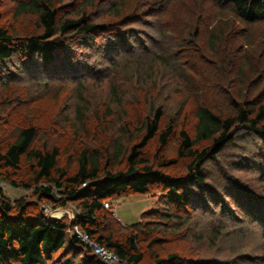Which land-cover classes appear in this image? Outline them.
<instances>
[{
    "label": "trees",
    "instance_id": "trees-1",
    "mask_svg": "<svg viewBox=\"0 0 264 264\" xmlns=\"http://www.w3.org/2000/svg\"><path fill=\"white\" fill-rule=\"evenodd\" d=\"M63 1L28 0L20 3L15 16L33 17L36 28H28L23 34L3 26V13L0 12V75L10 73L7 74L10 81L11 77L14 81L15 78L21 81L27 78L26 75L30 80L42 76L54 80V87L55 84L65 85L63 81L72 83L75 80L81 85L86 80H83L85 74L95 78L107 75L106 71L98 69V60L101 59L88 56L83 57L84 63L77 62V57L65 45L75 38L79 43L75 52L84 48L96 53L101 45L96 42L97 37L113 34L114 37L99 49L100 53L106 48L102 54L104 58H114L122 53L126 57L133 54L131 57L139 58L150 52L148 43L141 40L142 52L131 53V38L135 35L126 27L139 22L142 7L153 8L154 4L136 6L131 16L127 13L126 0L112 2L109 11L116 22L104 24L92 21L87 13L97 0H86L83 7L87 11L77 12L76 17L72 16L74 11L64 13ZM212 1L210 8L218 10L219 14L216 25L207 31L210 35L206 49H210L214 58L202 49L203 32L200 27H191L190 31L184 28V37L182 33L175 35V30H172V35L183 42V45H175L178 59L184 60L187 56L189 61L185 65L192 59L201 61L202 71L208 67L213 80L212 86L205 81L201 87L196 82L191 86L193 97L198 99L195 100L198 105L194 111L186 116L193 117V134L186 121L180 130L174 118L164 126V112L158 109L138 119L134 131L124 119L118 140L111 144L107 141L102 148H92L85 142L80 143L84 136L90 135V131L86 113L79 109L77 125H70L75 130L74 143L77 146L72 149L51 146L46 139L53 125L49 123L46 126L48 130L42 126L38 120L43 116L40 106L34 100L24 102V94H16L12 81H1L3 77L0 78L4 90L0 95V181L15 187L34 188L36 198L55 200L61 206L66 202H77L80 212V220L72 226L64 221L47 219L35 203L25 199L12 202L0 188V264H109L96 256L76 232H69L75 227L80 228L90 240L113 252L121 264H145L144 254L140 251L142 238L150 239L155 235L148 244L151 247L158 243L159 226L180 225L183 216L179 212L189 210V206L195 212L212 216L221 211L220 217L215 216L221 219L214 229L216 237L219 236L217 232H223L228 220L242 225L240 234L244 232V226H257L264 230V197L239 185L229 174L226 175L229 183L224 192L211 190L204 173L209 162L220 163L224 151L236 142L240 134L245 139L264 140V61H260L264 59V46L256 43L257 37L250 31L253 26L264 23V0ZM164 9L157 12L163 13ZM164 13L157 16L163 18L167 26L165 16L168 9ZM196 16L195 13L192 15V21H196ZM122 18L129 21L120 22ZM164 33L160 31L162 38L166 35ZM174 36L172 40L178 41L173 39ZM148 42L154 46L156 58L167 54L161 53L163 49L157 40ZM260 50L263 54L259 60L257 51ZM200 92L206 95L212 92L213 101L207 97L200 100ZM113 113L109 107L98 121H102L106 128L105 122L111 123ZM175 133L179 139L177 157L187 162L185 173L178 175L165 172L178 164L175 157L168 158L165 154ZM152 145H157L153 159L156 163L146 152ZM63 156H66L65 162ZM257 160L262 162L258 163L259 168L264 167V151ZM72 161L75 162L74 171L69 169ZM154 187L162 188L160 196L165 209L144 213L141 221L133 225L123 227L113 217V212L105 209L107 201L151 195ZM56 192L60 199L55 198ZM242 201L247 204V210ZM240 208L248 219L240 216ZM152 258L154 264L178 259L174 255L162 259L157 254Z\"/></svg>",
    "mask_w": 264,
    "mask_h": 264
},
{
    "label": "rangeland",
    "instance_id": "rangeland-1",
    "mask_svg": "<svg viewBox=\"0 0 264 264\" xmlns=\"http://www.w3.org/2000/svg\"><path fill=\"white\" fill-rule=\"evenodd\" d=\"M27 1L2 0L0 12L3 13V26L8 29L19 30L21 34L28 28H35L33 17L15 16L17 6ZM85 1L77 0L71 2L70 0H65V2H62V5H65L62 6V10L64 13L74 11L72 16L76 17L77 12L87 11L83 7ZM115 1L120 0H97L94 7L88 8L89 17L97 23L116 22V18L110 15L109 11L111 3ZM212 3V0H126V8H129L127 13L131 16L138 5H155L153 8L150 7L148 9L146 6L142 7L139 22L126 27L131 32L134 31L135 35L131 38V53L140 54L142 52L141 48L143 45L140 43L142 41L148 43L151 48L150 52L142 54L143 57L139 58L131 57L133 54L126 57L123 53L116 55L114 58H104L102 54L104 55L106 48L101 50V54L99 49L106 45L103 44L105 41L109 42V39L111 40L114 37L113 34H104L101 37H97L96 42L101 45L96 50V53L91 49L85 50L84 48H79V51L75 52L79 43L76 38L73 39L72 37L71 39L73 40L67 41L65 45L67 50L77 57L79 60L77 62L84 63L83 57L88 56L95 60L101 59L102 61L98 60L100 65L98 69L106 71L107 74L105 76L101 75L99 78L85 74L83 80H86L81 85L75 80L76 82L73 81L72 83L63 81L62 83L65 85L59 86L60 84H55L56 86L54 87V82H52L54 80H48L42 76L35 78V80H30L27 75L25 76L27 78L21 81L17 78L14 81L11 77V82L9 80L10 75L9 77L7 76L10 73L0 75V78L3 77L0 80L11 82L16 94H24V102H27L28 99L29 101L34 100L35 104L40 106L39 111H42L43 116H39L38 120L42 126L46 128L45 130H48L46 126L49 123L53 125V128L48 131V139H46L51 146L59 145L63 148L68 147V149L77 146L74 143L75 130L70 125L76 124L79 109L86 113L88 130L90 131V135L88 137L84 136L80 143L85 142L87 146L92 148H102V145H107L105 144L107 141L111 144L118 140L122 132V121L124 119L131 124V131H134L137 129L135 125H137L136 121L138 119H143L158 109L164 112V126L174 118L180 130L184 121H186L190 133L193 134L195 133L192 122L193 117L188 118L186 116L189 115V112L192 113L194 111L193 109L198 105L195 100L198 99L193 97L194 91L191 86L193 82H196L201 87V83H204V81L208 83V86H212L213 80L208 67H205L202 71L203 65L201 61L197 62L192 59L190 64L185 65L189 61L186 59L187 56H184L186 57L184 60L178 59L175 45H183V42L181 41L180 43V38L174 36V34L172 35V30H175V35L182 33V37H184V28L190 31L191 27H200L203 32L201 39L202 49L210 57L214 58L215 56L210 49H206L210 35L207 31L216 25L217 14H219L218 10L210 8ZM162 9L164 11L168 9V14L165 16L167 26L163 18L161 19L159 16L160 14L163 15L164 11L163 13L157 12ZM194 13L197 15L196 21H192ZM152 14H155V16H151ZM157 14L159 15L157 16ZM124 21L127 22L129 20L127 18L120 19V22ZM169 25H171V28H169ZM162 30L166 32L164 33L166 34L164 38L160 36V31ZM250 31L255 33L257 37L256 43L264 46V23L253 26ZM172 36H174L173 39L178 41H173ZM150 39L160 42V47L163 49L161 53L167 54H164L162 58H156L155 51H153L154 46L148 42ZM262 49L264 50V47ZM191 53L194 52L192 51ZM262 54L261 50L257 51V59ZM238 58L239 56H237ZM260 61L263 62L264 59ZM185 66L189 67V69H186ZM3 93L4 90L0 85V95H3ZM14 96L17 98L16 95ZM212 96V92H208L207 95L200 92L199 95L200 100L203 101L205 97L213 101ZM109 107L114 113L110 118L111 123L109 121V123L105 122V128L103 122L98 121V118ZM112 124L115 126H112ZM103 133L105 136H101L104 135ZM177 134L175 133V136L170 138L165 154H167L168 158L173 159L175 157L178 164L165 170L167 174H183L187 168V162L177 157L179 141ZM254 139H245V136L240 134L236 138V142L224 151L221 161H219L220 163L209 162L205 166L204 173L207 175L209 189L224 192L225 187H228L227 184L229 183L226 175L229 174L239 185L249 188L250 191L258 196L264 197V177L262 176L264 175V167L259 168L258 163L261 164L262 162L257 160L258 157L260 158L262 151H264V140L262 139L261 142L257 138ZM126 143V145H129L128 141ZM156 146L152 145L146 150L148 157L151 158L153 163H156L153 160ZM65 157L63 156L64 162ZM255 160L258 162L256 163ZM69 169L74 171V161L70 163ZM0 183V188L8 199L12 202L25 199L29 203H35L36 208L47 219L64 221L71 226L80 220L77 202H66L64 206H61L55 200L49 201L41 197L36 198L34 196V188L15 187L3 181H0ZM161 190L162 188L154 187V194L151 195H133L117 202L107 201L105 204L108 203L110 208L105 207V209L113 212V217L123 227L133 225L141 221L142 214L165 209V202L160 196ZM209 194L210 197L214 198L211 193ZM55 198L60 199L61 196L56 192ZM237 200L239 199L237 198ZM243 202H241L242 206L247 210V204ZM193 205H195V202ZM230 205L233 206V202H230ZM190 207L188 208L189 210L179 212L183 216V222H180V225L171 226V224H165L162 227L159 226L158 243L153 244L151 247L148 244V240H151L155 235L150 239L142 238L143 243L140 246V251L144 254L145 264H154L153 254H157L162 259H168L172 255L178 257V259L167 261L166 264H264V230L262 228L244 226V232L240 234L239 232L241 231L239 230L242 225L228 220L223 232H217L219 236L216 237L213 233L214 229L219 225V220H221L219 219L221 211L212 216L203 212H195ZM238 212L241 217L248 219L243 208L238 209ZM215 216L219 217L216 218ZM76 229L82 232L78 227L71 228L69 232H76ZM92 252L100 257L94 251ZM111 253L115 255L113 252ZM103 261L106 262L105 260ZM120 262L106 263L121 264Z\"/></svg>",
    "mask_w": 264,
    "mask_h": 264
},
{
    "label": "built area",
    "instance_id": "built-area-1",
    "mask_svg": "<svg viewBox=\"0 0 264 264\" xmlns=\"http://www.w3.org/2000/svg\"><path fill=\"white\" fill-rule=\"evenodd\" d=\"M105 207L110 208V205L106 203ZM76 233L78 234V237L81 238L92 249V251H94L106 262H120L119 258L116 255H113L108 249L98 245L95 241L90 240L87 235L83 234L78 229H76Z\"/></svg>",
    "mask_w": 264,
    "mask_h": 264
}]
</instances>
